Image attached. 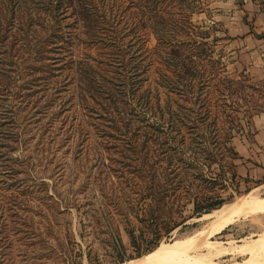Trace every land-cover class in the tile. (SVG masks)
Returning a JSON list of instances; mask_svg holds the SVG:
<instances>
[{
  "label": "rangeland",
  "instance_id": "rangeland-1",
  "mask_svg": "<svg viewBox=\"0 0 264 264\" xmlns=\"http://www.w3.org/2000/svg\"><path fill=\"white\" fill-rule=\"evenodd\" d=\"M254 2L0 0V264L134 257L117 215L124 211L116 209L127 207L144 246L163 222L145 221L148 199L130 210L122 196L118 206L116 183L129 175L116 174L144 159L138 149L152 142V130L171 126L175 140L185 136L195 152L214 153L226 140L237 160L205 171L216 179L222 206L255 188L264 197V150L254 146L250 125L264 109V81L247 70L264 62V0ZM201 215L188 207L183 216L191 218L160 244L206 227ZM263 233L264 215H255L211 241Z\"/></svg>",
  "mask_w": 264,
  "mask_h": 264
},
{
  "label": "trees",
  "instance_id": "trees-1",
  "mask_svg": "<svg viewBox=\"0 0 264 264\" xmlns=\"http://www.w3.org/2000/svg\"><path fill=\"white\" fill-rule=\"evenodd\" d=\"M260 9L264 12V3H261ZM180 69L182 70V67ZM183 69L186 70L185 74L191 78L188 81L192 82V74L189 72L191 70L186 69L185 64ZM241 78L246 83L247 79L242 75ZM174 86L175 84H173ZM207 118V116L203 120L201 118L202 122ZM155 125L157 129L160 127L157 123ZM152 132V142L150 141L146 144L147 148H141L143 151L140 148L138 149V153L144 159L125 165L116 174L122 175V172H124L126 177L129 175L128 180L123 182L119 180L116 183V192L119 194L116 200L118 206L121 207V198L125 196L123 203L127 202L126 204L130 210L136 209L133 208L134 205L132 204L135 200L139 202L150 200L152 204L148 206L147 212H142L145 214V221L153 225L161 220L163 229L161 231L159 229L152 230L153 240L147 242L145 246L141 245L138 242L140 238L135 236V230L129 219L131 214L127 213V207L116 209V213L119 210L124 211L120 213L122 216L117 215L124 227L130 245L135 249L134 257L125 259V261L121 258L117 261V264L140 258L142 255L156 249L164 236H168L191 218V216L187 218L183 216L188 207H191L193 215H201L208 214L222 206L224 200L215 190L216 179L205 174V171H211L212 166L216 164L221 168L220 163L222 161L225 164L229 162L232 165L231 162L237 160L236 152L227 146L226 140H223V143L220 141V145H218L214 153L209 152L205 148L195 152V149L190 148L192 141H188L185 136H178L179 140H175L178 132L177 130H172L171 126L169 130H152ZM206 151L209 153H206ZM221 173L223 172L220 171L219 175ZM229 174L231 181L239 180L235 172L229 170ZM98 212L102 214L106 222L104 212L100 210ZM110 236L112 237L111 241L114 248L122 250L119 238L114 236L112 232Z\"/></svg>",
  "mask_w": 264,
  "mask_h": 264
},
{
  "label": "bare ground",
  "instance_id": "bare-ground-1",
  "mask_svg": "<svg viewBox=\"0 0 264 264\" xmlns=\"http://www.w3.org/2000/svg\"><path fill=\"white\" fill-rule=\"evenodd\" d=\"M255 190L228 206L202 214L200 219L209 221V224L200 231L170 244L161 243L149 255L125 264H218L216 259L224 256L246 258L243 262L232 264H264V233L249 241H211L212 237L240 220L264 215V197Z\"/></svg>",
  "mask_w": 264,
  "mask_h": 264
},
{
  "label": "crops",
  "instance_id": "crops-1",
  "mask_svg": "<svg viewBox=\"0 0 264 264\" xmlns=\"http://www.w3.org/2000/svg\"><path fill=\"white\" fill-rule=\"evenodd\" d=\"M259 34L264 35V17L261 19ZM260 62L255 61L253 65L247 69L250 71V77L253 81H264V62L259 59ZM251 130H255L253 133L254 146L264 150V109L255 114L250 122Z\"/></svg>",
  "mask_w": 264,
  "mask_h": 264
}]
</instances>
